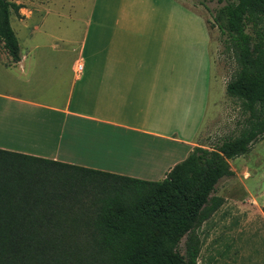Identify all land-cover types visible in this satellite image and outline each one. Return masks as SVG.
Returning a JSON list of instances; mask_svg holds the SVG:
<instances>
[{
	"label": "crops",
	"instance_id": "0c3cea01",
	"mask_svg": "<svg viewBox=\"0 0 264 264\" xmlns=\"http://www.w3.org/2000/svg\"><path fill=\"white\" fill-rule=\"evenodd\" d=\"M9 2L19 6L9 25L13 18L23 45L10 26L12 62L0 41V150L159 181L194 147L209 149L201 131L211 85L222 96L225 85L199 5Z\"/></svg>",
	"mask_w": 264,
	"mask_h": 264
},
{
	"label": "trees",
	"instance_id": "16d2710c",
	"mask_svg": "<svg viewBox=\"0 0 264 264\" xmlns=\"http://www.w3.org/2000/svg\"><path fill=\"white\" fill-rule=\"evenodd\" d=\"M18 8L0 0L12 62L9 13ZM211 21L235 64L224 92L243 115L237 135L194 147L159 181L0 150V264H197V230L223 203L213 192L232 176L228 161L264 138V0L226 2Z\"/></svg>",
	"mask_w": 264,
	"mask_h": 264
},
{
	"label": "rangeland",
	"instance_id": "374dc122",
	"mask_svg": "<svg viewBox=\"0 0 264 264\" xmlns=\"http://www.w3.org/2000/svg\"><path fill=\"white\" fill-rule=\"evenodd\" d=\"M183 1L186 6L197 8L199 5L201 16L209 26L214 10L235 0ZM68 5L87 7L89 0H52L48 8ZM10 26L22 44L13 18ZM209 28L213 73L224 86L235 71V64L224 50L218 30ZM222 95L218 84H212L210 101L215 104L210 102L201 131V145L208 148L235 137L243 118L238 103ZM228 165L232 176L219 180L213 192L223 203L197 230L200 240L197 264H264V217L261 212L264 208V138L255 142L246 155L229 160ZM183 241L178 246L180 254H183Z\"/></svg>",
	"mask_w": 264,
	"mask_h": 264
},
{
	"label": "built area",
	"instance_id": "2783aa9c",
	"mask_svg": "<svg viewBox=\"0 0 264 264\" xmlns=\"http://www.w3.org/2000/svg\"><path fill=\"white\" fill-rule=\"evenodd\" d=\"M80 70H81V66L78 64V65L76 66V71L79 72Z\"/></svg>",
	"mask_w": 264,
	"mask_h": 264
}]
</instances>
